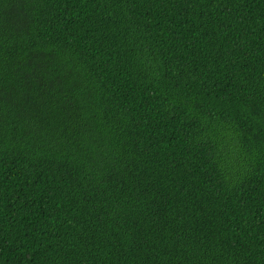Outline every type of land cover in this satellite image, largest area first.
<instances>
[{
	"label": "trees",
	"instance_id": "1",
	"mask_svg": "<svg viewBox=\"0 0 264 264\" xmlns=\"http://www.w3.org/2000/svg\"><path fill=\"white\" fill-rule=\"evenodd\" d=\"M0 264H264V0H0Z\"/></svg>",
	"mask_w": 264,
	"mask_h": 264
}]
</instances>
